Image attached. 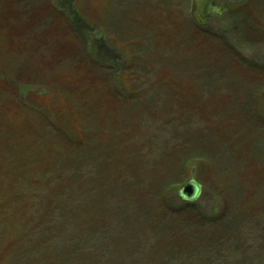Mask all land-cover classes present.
Returning a JSON list of instances; mask_svg holds the SVG:
<instances>
[{"label":"rangeland","instance_id":"374dc122","mask_svg":"<svg viewBox=\"0 0 264 264\" xmlns=\"http://www.w3.org/2000/svg\"><path fill=\"white\" fill-rule=\"evenodd\" d=\"M73 4L116 68L0 0V264H264V0Z\"/></svg>","mask_w":264,"mask_h":264},{"label":"trees","instance_id":"16d2710c","mask_svg":"<svg viewBox=\"0 0 264 264\" xmlns=\"http://www.w3.org/2000/svg\"><path fill=\"white\" fill-rule=\"evenodd\" d=\"M51 1V6L54 8L58 2V0H50ZM63 3H65L66 5H68V11L71 12V14L75 15L76 16V19H75V23L74 25L75 26H72V24L70 23L68 17H66L65 15H60V21H64L65 23H67V25L69 26L70 30H72L76 36H77V39H82L83 40V44L85 45L86 49H87V53L89 54V56L91 57V59H95L96 60V64H100V65H103V66H106V67H117L118 66V63H119V56L114 54V51L112 52L111 49L109 48V45L107 44V41L103 40V42L106 44V47L105 46H99L98 48V51L102 52L101 54H105V53H109L111 54V63H108V65L104 62L101 63L98 59V53H96L95 50H92L93 49V46L95 44H97V40H93V38L90 37V34H93L92 33V29L89 28V24L88 22L86 21V19L81 16L79 14V12L77 11V9L74 8V4H73V0H62ZM55 9V8H54ZM78 19V20H77ZM77 20V21H76ZM87 34H88V37L92 40H90L89 38L87 39ZM96 37V36H95ZM96 39V38H95ZM90 40V41H89ZM104 44V45H105ZM108 48V50H107ZM110 64V65H109Z\"/></svg>","mask_w":264,"mask_h":264},{"label":"water","instance_id":"95a60500","mask_svg":"<svg viewBox=\"0 0 264 264\" xmlns=\"http://www.w3.org/2000/svg\"><path fill=\"white\" fill-rule=\"evenodd\" d=\"M199 187L192 183L189 182L188 184H186L181 192V196L183 197V199L185 200H193L198 196L199 193Z\"/></svg>","mask_w":264,"mask_h":264}]
</instances>
